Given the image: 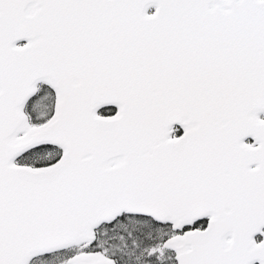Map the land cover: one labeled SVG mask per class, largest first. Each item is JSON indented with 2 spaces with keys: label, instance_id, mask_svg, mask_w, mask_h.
Wrapping results in <instances>:
<instances>
[{
  "label": "snow or ice",
  "instance_id": "snow-or-ice-1",
  "mask_svg": "<svg viewBox=\"0 0 264 264\" xmlns=\"http://www.w3.org/2000/svg\"><path fill=\"white\" fill-rule=\"evenodd\" d=\"M0 264H264V0H0Z\"/></svg>",
  "mask_w": 264,
  "mask_h": 264
}]
</instances>
